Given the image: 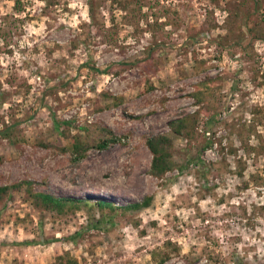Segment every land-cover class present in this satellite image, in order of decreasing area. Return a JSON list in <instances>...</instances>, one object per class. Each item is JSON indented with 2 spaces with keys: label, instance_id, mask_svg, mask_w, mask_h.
Masks as SVG:
<instances>
[{
  "label": "rangeland",
  "instance_id": "obj_1",
  "mask_svg": "<svg viewBox=\"0 0 264 264\" xmlns=\"http://www.w3.org/2000/svg\"><path fill=\"white\" fill-rule=\"evenodd\" d=\"M0 185V264L264 263V0H0Z\"/></svg>",
  "mask_w": 264,
  "mask_h": 264
},
{
  "label": "trees",
  "instance_id": "obj_2",
  "mask_svg": "<svg viewBox=\"0 0 264 264\" xmlns=\"http://www.w3.org/2000/svg\"><path fill=\"white\" fill-rule=\"evenodd\" d=\"M121 70L124 68H129L133 65V63H122L121 64ZM106 72L109 71V69L105 70ZM119 71H115V73H118ZM152 85L148 87V90L152 89ZM66 123V121H56V125L58 126L59 124ZM120 139L117 136H111L108 139H104L100 141L97 144L98 148H103L106 146L109 142H116L119 141ZM164 138L163 136H150L146 139V145L153 154L152 158V169L154 171H157L158 173H163L164 171L170 169L171 164L170 162L166 159V151L163 146ZM210 143H207L203 148H206L209 146ZM73 157L72 159L74 161H78L82 159L84 156H86V151L85 150H80L79 149V144L77 142H74L73 144ZM190 163H193L195 165L202 164V160L200 158V155L197 154L195 157L189 159ZM26 183H30L29 181H25ZM18 184H13V187L18 186ZM9 186H1L0 185V198L2 195L7 191ZM29 194L34 197V202L35 205L44 209H50L55 211L58 214H67L69 212H74L76 209H78L82 203H88L87 200L81 199V198H73V197H63V196H55L49 192L46 191H33L30 190ZM96 204L101 208H113V204L108 202V201H103V200H98L96 201ZM138 207L139 203L129 205L128 207ZM104 221L102 220H91L89 226L92 228H99V229H104ZM77 232L74 233L73 235L69 236V240L73 241L75 240V237L77 236ZM168 254H164L163 257H160L159 261L157 262L158 264H162L165 261V258L168 257ZM56 264H79L77 259L75 257H71L68 253H65L64 255H58L56 257ZM237 264H245L243 261L239 260L237 261ZM264 264V263H260Z\"/></svg>",
  "mask_w": 264,
  "mask_h": 264
}]
</instances>
